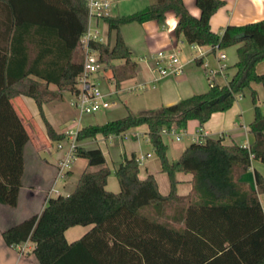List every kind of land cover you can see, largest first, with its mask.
<instances>
[{
    "label": "trees",
    "instance_id": "obj_1",
    "mask_svg": "<svg viewBox=\"0 0 264 264\" xmlns=\"http://www.w3.org/2000/svg\"><path fill=\"white\" fill-rule=\"evenodd\" d=\"M200 16L183 0H155L143 9L104 17L115 40L95 42L101 60L111 70L117 87L132 77L137 62L121 34L129 22L156 19L166 13L178 16L175 35L190 43L226 48L237 45L236 71L224 84L201 59L209 88L152 113H128L104 123L78 128L77 140L120 135L147 125V136L159 158L170 190L160 191L154 173L139 176L140 157L133 151L115 170L119 191L107 188L111 169L99 147L77 144L74 156L87 159L74 190L50 196L39 214L3 230L8 245L35 242L41 264H264V213L259 198L264 176L255 171L257 189L240 180L252 159L264 162V106L253 83L264 88V18L244 24H228L221 33L211 30L210 18L224 0H196ZM86 0H0V203H18L24 171V146L29 139L11 99L32 97L39 108L50 139L66 138L47 120L43 104L62 100L64 90L76 94L82 70L80 37L87 29ZM115 60L120 62L115 63ZM54 84L56 89L51 86ZM251 90L254 118L250 130L256 140L249 146L226 144L222 137L206 136L187 145L171 161L162 132L184 130L189 120L203 126L214 112L233 106L238 95ZM177 172L192 174V190L177 191ZM92 225L79 239L68 242L65 231L75 225ZM259 239V243H257Z\"/></svg>",
    "mask_w": 264,
    "mask_h": 264
},
{
    "label": "crops",
    "instance_id": "obj_2",
    "mask_svg": "<svg viewBox=\"0 0 264 264\" xmlns=\"http://www.w3.org/2000/svg\"><path fill=\"white\" fill-rule=\"evenodd\" d=\"M109 1L112 3L111 15L115 16L143 9L155 0ZM183 1L193 15L200 16L201 10L196 4V0ZM138 2L143 4H139ZM263 18L264 0H224V4L211 16L210 26L212 31L221 33L223 28L228 24L240 25L259 21ZM177 22L178 16L176 13L168 11L163 24L159 23L156 19H150L144 22H129L120 26L121 34L131 51L132 58L137 62V68L135 74L123 80L119 87L116 86L110 77L104 78L102 85L106 82L111 87L113 85L115 90L124 91L126 89L136 90L137 88L147 89L149 88V84H151L150 81H156L158 83L157 92L155 93L156 98L152 102L153 104L143 108L140 113L160 111L164 105L175 103L194 93L205 92L209 88L207 75L208 85L204 79L195 73V70L197 66H200L197 63L198 59H201L206 66L205 57L210 53H215L216 50H213L211 45L190 43L182 34L179 36L175 35L174 29ZM2 29L0 27V30ZM113 32V40L112 32H109V30L107 37L105 36V39L109 40L112 44L115 40V31ZM0 44H4V41L1 40ZM226 50L228 53L225 58L217 55L218 61H221L218 69L209 68L214 72L215 78L220 84L226 83L236 71L234 64L238 59L237 45L226 47ZM159 51H163L164 56H159ZM172 54H176V56L173 58L171 57ZM223 59L225 61H222ZM175 63L181 64L182 67L171 70L170 67L174 66ZM162 69L166 73H162ZM149 71H158L160 74L158 76L150 74V77ZM257 71L264 72V60L257 64ZM147 77L149 81L146 79ZM129 80L133 82L122 87V83ZM141 84L143 86H140ZM51 87L56 89L54 84ZM253 87L258 92L261 105L264 106L263 85L261 83H253ZM103 89L107 90L105 87ZM74 99L75 95L71 99V104ZM11 102L26 128L29 139L23 151L24 171L18 203L15 206L0 203V264H41L34 253L35 242L28 239L20 242L17 246L8 245L4 240L3 230L31 215L41 213L48 198L53 196L49 191L57 177V163L64 152L55 148L56 145L52 147L54 141L47 134L37 103L32 97L22 94L12 98ZM63 102L62 100L54 99L43 104L45 117L57 132H63L69 128L76 129V127L79 128L89 124L104 123L93 118L77 115L72 110L71 105L69 106ZM127 108L130 111L128 106ZM253 118L254 104L251 90L247 88L243 93L238 95L237 100L231 108L225 111L214 112L203 126L199 125L197 119L189 120L187 127L181 131L183 132L181 137L183 134L189 137L190 143L206 136L222 137L223 142L226 144L237 143L249 146L256 140V135L250 130V123ZM75 119L78 120L76 121ZM69 121H72L76 127L74 125L68 126L67 123ZM135 129H138L134 133L136 140L126 141L129 150L120 146L119 151H116L114 155H111L110 147L106 145V140L114 135L104 136L98 134L95 137L77 140V144L86 148H101L106 157L107 165L112 171L107 181V188L109 190L119 191L120 185L115 175V170L126 155L135 151L140 157L139 176L144 178L148 173H154L160 191L166 194L170 190L169 177L166 172L162 171L159 158L149 142L147 125L143 124ZM163 133L169 132H162V135ZM125 135L117 136L123 137ZM100 140L101 144L106 147H102L99 144ZM123 143L125 147V141ZM166 143L168 144V157L171 161L179 158L184 148L189 145L176 147L171 146L168 142ZM87 163L86 158L74 156L70 167L65 172L64 178L58 179L56 183L58 193L68 194L74 190L81 173L87 168ZM255 171H259L264 176V162L259 159H252L251 167L240 175V180L245 182L251 189H257ZM176 176L178 180V193L180 195L189 194L192 190V174L177 172ZM58 182L61 183L60 188L57 187ZM259 198L264 213V193H260ZM91 227V224L71 226L65 231V237L68 242L75 241ZM257 243H259V239Z\"/></svg>",
    "mask_w": 264,
    "mask_h": 264
},
{
    "label": "built area",
    "instance_id": "obj_3",
    "mask_svg": "<svg viewBox=\"0 0 264 264\" xmlns=\"http://www.w3.org/2000/svg\"><path fill=\"white\" fill-rule=\"evenodd\" d=\"M86 1L88 6V25L87 29L80 37V49L83 54V66L77 76L78 91L74 94L75 99L72 102V105L76 108L79 114L96 113L102 109L110 107L115 102L111 99L113 92H108L102 87L104 73L108 65L106 62L101 60L100 52L94 46L95 42L106 41L105 35H103L102 32L101 21H104L105 16L111 15L112 3L109 0ZM214 47L215 50L220 49L218 45H215ZM158 55L164 56V52L159 51ZM175 56L176 54L171 55L173 58ZM220 57L225 58L226 54L221 52ZM181 67V64L175 63L174 66L170 68L171 70H174L175 68L180 69ZM161 72L166 73L164 69H162ZM140 86H143V84ZM75 120L77 121L78 119ZM181 131L183 130H178L175 127L169 130H163V132L169 133ZM63 132L67 134L66 138L55 141L56 148L63 150L64 154L60 157L57 163V177L49 191L50 193L58 192L56 183L58 179L64 178L65 172L70 167L72 159L74 158V151L77 146L78 128H69ZM176 138L180 139L181 135L177 134Z\"/></svg>",
    "mask_w": 264,
    "mask_h": 264
},
{
    "label": "rangeland",
    "instance_id": "obj_4",
    "mask_svg": "<svg viewBox=\"0 0 264 264\" xmlns=\"http://www.w3.org/2000/svg\"><path fill=\"white\" fill-rule=\"evenodd\" d=\"M139 4H143V3H139ZM139 6H145V5H139ZM128 8H131V7H128ZM138 10H140V9H138ZM138 10H135V11H138ZM130 13H132V12H130ZM101 28H102L103 35H105L107 37L108 27H107V24L105 23V21H103V20L101 21ZM113 34H114V32L112 31V40H113ZM221 52H225V54L228 53L226 48H220V49H217L215 53H210L205 57V63H206V66L208 69L209 68H213L214 70L218 69L219 65L221 64V61H218L217 55H220ZM222 61H225V59H223ZM114 62L118 63V62H120V60H115ZM197 68L195 70L196 71L195 73L198 74L199 77L204 79L205 83H207V85H208V81L206 78V73H205L204 67L202 65H200V66H197ZM150 74L158 76L160 73L158 71L157 72L149 71V76H150ZM110 75H111V70L109 67H107L105 70V73H104V78L107 79V77H109ZM146 79L149 81L148 77ZM132 82L133 81H131V80L124 81L122 83V87L126 86L127 84H131ZM150 83L151 84H149V86H148L149 88H147V89L137 88L136 90H127L126 89L124 91H117V90H115V87L113 85L111 87L110 84L105 82L104 85H102V87L103 88L105 87V89H107L106 91H108V92H111V91L113 92L111 99L114 100L115 102L110 107H108L106 109H102L96 113L79 114V112L76 110V108L74 106H72V104H71V101H72L71 99L74 97V94H72V92H70L69 90L62 91V93H63L62 102L64 101L63 103L68 104L69 106L71 105L72 110L75 113H77V115H81L85 118H93L99 122H106L109 119H115V118H119V117L126 115L128 112L127 106L130 108V111H132L134 113H140L143 108L153 104L152 102H154V99L156 98L155 93L157 92L158 83L156 81H150ZM156 112H158V111H156ZM67 125L68 126L74 125V127H76L72 121H69L67 123ZM137 127H133L131 129L127 130L125 133H123V134H126L123 137L114 135L110 139L106 140V145L110 147L111 155H114V153L116 151H119L120 146L129 150L126 141L136 140L134 133L138 130V129H135ZM76 129H77V127H76ZM182 133L183 132L163 133V139H164V141L170 143L171 146H176V147L177 146L180 147L182 145L190 144V138L185 136L184 134L180 140H178L176 138L177 134L182 135ZM123 134H120V135H123ZM124 141L126 144L125 147H124V143H123ZM99 144L102 147H106L105 145L103 146V144H101V140H100ZM52 147H55V141H54ZM107 154L110 155L109 153H107ZM139 155H140V153H139ZM60 186H61V183L58 182L57 187L60 188ZM58 194H59L58 192H52L53 196H56Z\"/></svg>",
    "mask_w": 264,
    "mask_h": 264
}]
</instances>
